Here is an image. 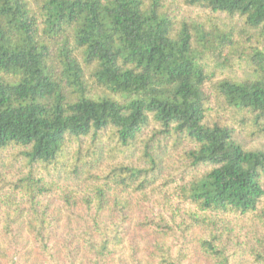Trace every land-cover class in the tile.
<instances>
[{
    "label": "trees",
    "instance_id": "obj_1",
    "mask_svg": "<svg viewBox=\"0 0 264 264\" xmlns=\"http://www.w3.org/2000/svg\"><path fill=\"white\" fill-rule=\"evenodd\" d=\"M125 247L264 264V0H0V264Z\"/></svg>",
    "mask_w": 264,
    "mask_h": 264
},
{
    "label": "rangeland",
    "instance_id": "obj_2",
    "mask_svg": "<svg viewBox=\"0 0 264 264\" xmlns=\"http://www.w3.org/2000/svg\"><path fill=\"white\" fill-rule=\"evenodd\" d=\"M246 75V74H245ZM249 76V75H247ZM122 257L124 259V261L127 263V264H132L131 262V257H130V250L128 249V247H125V249L123 250L122 252Z\"/></svg>",
    "mask_w": 264,
    "mask_h": 264
}]
</instances>
